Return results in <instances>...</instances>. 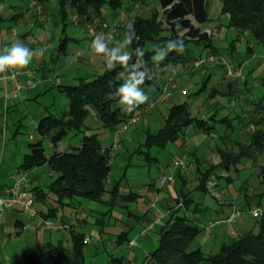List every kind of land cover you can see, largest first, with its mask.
<instances>
[{
  "label": "trees",
  "instance_id": "16d2710c",
  "mask_svg": "<svg viewBox=\"0 0 264 264\" xmlns=\"http://www.w3.org/2000/svg\"><path fill=\"white\" fill-rule=\"evenodd\" d=\"M35 1L42 6V13L47 12L51 0H26L31 9L30 2ZM211 0H159L161 7V20L157 21L156 13L150 17H137L133 23L137 35L140 37L137 43L145 49L144 60L147 61L148 71L153 75L150 68L154 65L151 60L153 55L152 46L163 44L168 39L176 38V24L179 23L184 30V40L186 52L183 55L175 52L169 53L168 57L159 64L160 68L167 65H180L192 61L190 56V44H203V47H212L211 35L200 28V25L210 21L209 2ZM221 4L220 14L227 17V28L238 31L241 34H249L253 44H264V0H218ZM81 16H86V20L103 19V9L109 8L112 12L122 9V0H57L56 17L53 20L55 26H60L65 33L68 17L70 15L69 4ZM38 18V15H36ZM14 18L17 15L13 16ZM1 19V17H0ZM85 21V20H84ZM82 25L83 19H79ZM126 30V29H125ZM123 31V33L125 32ZM27 34V33H26ZM24 35V38L26 36ZM70 40L67 36L61 38L57 51L65 52V46ZM238 37L231 41L234 46ZM135 59V57H133ZM117 68L113 71L103 72L95 77L79 78L75 85L59 86V92L66 94L68 99V110L61 115L47 114L39 119L36 132L39 137L47 134L51 135V143L55 147L54 152L47 157L42 141L39 139L29 144L31 152L24 157L19 170L30 171L34 167L45 164L57 174V177L47 186L46 189L31 187L30 194L33 196L35 204L46 203L50 196L56 206L46 211L38 210L45 218L52 219L58 206L64 205L67 200L76 198L103 203L107 205L106 214L110 213L116 206L117 198L131 201L138 194L128 192L121 194L120 182H108L112 171L110 164L111 151L103 150L102 141L98 134L88 133L89 127L86 125L87 118L92 115L99 121L101 127L114 132L119 125L134 115H138L142 106L131 114H125L121 110L117 99L110 98L121 81L117 78ZM208 79L204 81L207 82ZM203 82V83H205ZM151 80H147L142 85L145 93L151 85ZM264 86V78L261 80ZM252 105L248 113V122L254 126V131L248 135V143L237 142L236 147L223 148L219 150L220 163L208 165L203 169L198 167V184L194 190L187 188V181L181 172H177L175 178L180 180L179 194L175 199L179 208H172L163 225L159 230L158 246L143 258L142 264H264V218H253L257 230H247L240 233L237 238H229L223 242L216 253L205 254L201 248L191 249V244L202 231L197 224V216L202 211V206L197 203L192 195V191L208 193V182L219 169L240 171L238 165L244 159L255 162V157L264 151V103L260 100L250 102ZM263 112V114H262ZM258 114L257 115H255ZM213 119V117L211 118ZM226 119V118H225ZM240 121L244 120L240 116ZM207 122L201 118L193 117L185 103L174 104L168 109L163 125L156 131L146 129L145 137L130 153L142 155L143 161L147 164L157 162V158L151 155V150L164 149L169 143H175L181 132L189 126L206 125ZM263 128V129H261ZM70 132L74 135L82 134L80 144L67 152L56 151L58 143ZM258 176L264 177V164L259 166ZM223 179V177H218ZM226 183L232 180L230 177L223 179ZM264 180V179H263ZM247 179L243 180V185ZM264 184V182H263ZM262 185V182H260ZM263 193L257 195L262 196ZM104 196H109L104 200ZM244 204L241 210H247L249 198L243 195ZM256 196V195H255ZM256 200H260L256 197ZM259 203V204H258ZM257 205L261 206L258 202ZM234 207V206H233ZM225 217V216H224ZM223 218V217H222ZM21 222H16V227H20ZM16 234H21L19 231ZM71 246L66 247L64 242L56 244L46 243L43 246L26 249L14 257L15 263L25 264H84L86 244L85 235L72 230ZM125 233L118 237L119 243L127 242ZM108 264H125V259L121 256L109 255Z\"/></svg>",
  "mask_w": 264,
  "mask_h": 264
},
{
  "label": "crops",
  "instance_id": "0c3cea01",
  "mask_svg": "<svg viewBox=\"0 0 264 264\" xmlns=\"http://www.w3.org/2000/svg\"><path fill=\"white\" fill-rule=\"evenodd\" d=\"M16 1H19V3H13V5L10 6L9 4H6L4 0H0V17H1L0 19V50H2L6 45H10L16 39H19L33 49L37 47H43L46 53L47 51L46 48L51 49L53 45L54 36H52L51 29H48V26L47 24H45V22L41 24L42 20H39L37 18L33 8L30 9L28 7L26 0L25 1L16 0ZM2 4L10 7L9 11H6L5 13H3V15H2ZM212 4H213L212 2H209L210 16L212 14V17H210V21L206 24L200 25V28L203 31H207L208 29L212 31L213 33L212 34L213 38H211L212 47H206L205 49H200L198 47L199 53L198 55H193V56L191 55V57L193 58L192 61L187 62L186 64L174 65L173 68H172V65L171 66L168 65L170 67H167V68L166 67L160 68L159 65L154 64L150 68V70L153 72V79H151L152 84L149 85V87L147 88L148 89L147 93H146L147 95H149L150 98H153L163 88V86L166 83V79L170 76H173V74L175 75L173 77H179L181 80L180 75L183 73L182 71H184L182 69H186V66H188V69L191 71L190 73L188 72L189 73V76H187L188 78L193 77L192 73L194 71H198V74L205 77V79H208L207 83L209 82L208 84L211 85V91L208 93V95H206L205 100L202 101V103L200 102L199 106H198V103H199L198 101L196 102L194 101L192 103V107L194 106L201 107L205 105L206 101H208L209 114L208 115L201 114L200 117H198V118H201L203 121L207 122L206 125L189 126L186 129H184L180 135V138H182L181 140L182 142L179 145H177L178 146L177 152L169 160V164H170L173 158L179 157L183 159L185 158L186 160L194 164V167L190 172H187V173L181 172L182 176L186 179V181H187V177L189 173H191L192 171L196 173L197 178H198L197 170L199 166L201 169H203L204 167H207L208 165H217L218 163H220L221 161L220 155H219L220 149H223L225 147L234 149L236 147V143L239 141L235 140L236 138L234 137L241 135L240 133L241 123L240 122H242V120L240 121L239 119L241 116V110H243V107L245 106V104L246 105L251 104L249 103L250 101H248V99L246 98V95L258 84H261V80L262 78H264V76L260 77V74L264 73V54L262 53L260 56L257 57L253 43L250 44L248 41L244 40L240 34L238 33L236 34V36L238 37L239 43H242L246 46V49H245L246 57L244 59L243 58L241 59L240 57L239 58L235 57L236 53L243 52L244 48L241 47L238 49L236 46H234V49H232L231 44H230L231 42H229V47L222 44L223 42H227L226 41L227 33L229 31H232V29L227 28L228 21L220 19L221 14H220L219 4H217V7L219 9L218 10L219 16L217 17L216 15L215 16L213 15L215 13L214 11L215 6H211ZM116 14L117 12H112V16L110 19L114 20L116 17ZM14 15L15 16L17 15V17L14 18L13 17ZM104 20L106 21L105 18ZM49 22H50L49 18H47L46 23H49ZM14 28L17 30L16 36L12 34V30ZM26 33L32 35L35 38L36 44L29 45L25 41L24 35ZM61 33H62L61 38H63L64 36H67L68 38H70V40L67 42L65 46V52L67 53L68 44L78 43L80 39L72 37V36H68L62 31ZM61 38L59 40H61ZM88 49H89V45L86 44V46H84L82 49L75 51L73 55L69 56L66 53L64 54V53L58 52L56 48V59L58 61L55 64V66H48L46 64V61L44 59L45 54L43 57L36 58V61H34L35 63H33L32 66H29L28 68H31L32 70H34L36 73V76L40 79V82L37 84V86L40 83L44 84V86L42 85L43 86L42 90L39 91L41 92L40 94H32V92H30L32 89L25 88L22 90L21 94L17 98H12L11 86L9 84L0 85V195H5L8 193L13 183L11 176L15 172L19 171V167L22 165L24 157L31 152V148L28 145L29 152L25 153L21 157V159L18 160L19 162L17 163V165L15 167L13 166L14 169L12 166H11L12 168H8L9 166H7V169L5 171H2V165L4 162H5V165L6 164L8 165L9 162L13 163L14 160H16V156L13 155V153H11L10 155L6 153L5 149L7 148V143L2 142V138H3L2 136L4 134L5 136L7 135L8 130L13 124L16 125L17 128L22 126L21 125L22 117H20L22 115L25 116L26 114H28L27 115L29 119L27 121L28 127H32L34 120H36V122L34 123L35 124L34 127L36 129L39 119L46 116L47 114H54L53 112L50 111L48 107L43 106L38 101L39 98H41L40 96L46 93L47 91H49V89L52 90L54 88L59 92V86L67 85V84L56 83L54 80H57L59 82L61 79H65L66 77L65 75H67L69 71H77V70L79 71V69H82V68L83 70H85L84 74L86 75L77 77L76 79L77 81L79 78L89 77L87 75L88 69L91 71L102 70L103 72L105 68L103 59L95 55L85 54ZM79 53H81L82 55L79 56L78 55ZM214 53L218 54L219 55L218 57L222 58L224 62H226V58H227L228 64H230L233 68L242 66L245 72L246 80L244 82L229 80L226 77L227 67L224 64L220 65L221 67L220 66L213 67V65L209 67L207 66L201 67L200 64L194 67V64L197 61H199L200 58L205 59L206 57H209L210 55H213ZM96 62H98L99 64L98 67L95 66ZM210 71H214L215 74L211 75ZM183 79L184 78H182L181 81H183ZM255 81H259V83L255 84ZM185 86H186L185 84L182 85V87L179 90V94L181 96H185V94L187 93L186 92L187 90L182 89ZM178 87L179 86L177 82L175 81L174 84L170 87L171 93H170L169 98L172 95L178 94L177 93ZM186 87L189 89L188 86ZM195 95L198 97L199 96L198 92H195ZM223 99L227 100L226 103ZM237 99L240 100L241 102L239 103V105L237 103ZM258 100H260L261 103H263L264 101L262 100H264V96H262ZM235 103H237V105H235ZM32 106H33L32 111H29V109ZM237 106L239 108V111L236 110ZM158 112L159 111H157V113ZM93 114L94 113H92V115ZM212 117L213 119H211ZM92 122L97 124L98 128L96 127L92 129L89 127L90 125L89 124L87 125L90 129L89 131H91L92 133L98 134V137H99V133L104 136L106 133L102 129L101 125L99 127L98 124L100 123L95 118L94 115H93ZM223 125H224V128H222L221 132L218 133L216 131V127L223 126ZM145 131L146 130L143 131V140L145 137ZM151 131H156V130H151ZM110 133H111L110 134L111 136L109 135V137H107L108 140L110 139L108 143H104V141H102L99 137V139L102 141L103 147L110 146L114 142L115 139L119 143V148L116 151H112L111 153L110 164L112 165V171L108 178V182L109 183L120 182L121 194H127L128 192H133V193L138 194V196L135 199H131V201L122 200L121 198H123V196L118 197L116 206H114L112 211L108 214H106L108 207L107 205L103 203L101 204H103L106 207L104 211H94L92 208L83 207L81 203L82 201L80 200L81 198H76L70 201L67 200L64 202V205L57 207L58 209L56 211V214L52 219L57 223L70 224L73 230L77 232H81L79 231V229L81 228H84V227L87 228L89 226L91 227L90 233H83V232L81 233L91 238L87 244L91 243L92 239H95V241L98 243L96 251L93 255V259L97 260L96 264H108L109 255H114L113 254L114 252L115 253L120 252V255H114V256L123 257L125 259V264H142L143 258L147 256L151 251H153L158 246L159 230L161 226L163 225L164 220L167 218V217L163 218L160 224L155 226L153 230L145 234H140L144 225L147 222H149L154 215V208L151 207V204L156 203V206L158 208L168 211V208L170 207V205L168 207V204L172 201H175V199L180 196L179 190H178L180 187V180L178 177H176L173 184H165V185L158 184V186H156V183H157L156 180L158 179L160 173L166 170L169 164L166 167L158 166L159 171L155 175V179L153 182L148 183L146 186L145 185L139 186L138 187L139 190L137 192L132 190L131 188H134L136 186L134 185L132 187L130 185L128 186L127 181L134 180L135 178H132V177L130 179L126 178V168L130 166L131 164L130 160L132 158L130 157V153L132 152L130 151V149L132 150V146H130L131 145L130 142L136 137L140 139L142 135L140 134L141 136L139 135L136 137H131V135L127 134L129 132H124L120 134L117 138H115L114 132H110ZM44 139L49 140V142L51 143L50 134L40 137L41 141H43ZM214 139H218V142H213ZM29 140L35 142L34 138H31V136ZM229 140L232 141L233 147L229 143L230 142ZM62 145L63 143H61L60 141L57 145L56 151L67 152L77 147L70 143L63 145V146ZM42 147H43V142H42ZM214 147H215V151L217 152L218 160L211 159L212 153L214 151L213 150ZM201 149L203 150L199 151ZM53 150H55V147H53ZM125 150L126 152H124ZM44 152H45V149H44ZM45 154L47 157L51 155V154H47L46 152ZM119 155H121L120 157L124 159L123 160L124 164L126 161H127V164L121 167L123 171L121 172V175L115 179V174L113 172L115 163L113 161L117 157H119ZM207 155L211 157H208ZM244 160H247V159H244ZM244 160L242 162H244ZM158 162H159V159L157 158L156 164H158ZM242 162L241 164L237 166L239 169H240V166L243 165ZM45 167L47 169L46 171L48 172L49 176H52L54 171L47 164L43 166H39V167H34L30 171H26L27 177L30 179L31 187H38L40 189H46L47 186L54 180L53 179L47 186H44L43 183H41V178H42L41 175L44 173ZM220 175L222 176L221 173L216 174L217 177H221ZM212 178H215V177L212 176ZM219 180L221 181V179ZM197 184H198V179H196L192 185H190L187 181V188L190 185L191 188H188V189L194 190ZM125 190H128V192L123 193ZM194 192L196 191H192V195ZM108 198L109 196H107L106 199L104 198V200H108ZM51 199L52 198L49 196L48 199L45 200L46 203L44 204L37 202L35 204L36 207H38L37 209L46 211L47 209L55 207L56 204L53 199H52V202H54V204H50ZM196 202L199 203L198 201ZM204 208H206V210L203 212V214H206V211L208 210L211 211L210 212L211 214L213 213L219 214L217 216H212L209 219L222 218L226 216L229 212L227 210L225 211L226 207L221 206L220 202H218L217 204H214L209 201L208 205H206ZM18 214L20 215L24 214V216H19ZM25 214H26L25 212H22L20 210H11L7 212L6 214L8 215L7 217L11 218L13 222V229L9 234L13 233L19 236L25 233L19 229L20 227H16V222H21L22 224L26 221L27 215ZM197 219L199 220L200 218L197 217ZM246 219L247 218H243L242 220L237 222L233 226V228L239 231L240 233L247 231V230H253V228H249V224ZM207 220L208 218L206 219V221ZM0 224H1L0 226V230H1L2 221L0 222ZM228 230H229V226L224 225L218 228L212 237H207L206 235H204L201 240L195 239L196 242L194 243L191 249H196L198 247L202 249V247L206 245L208 241H211L214 239H219V238H222V240L229 239L230 237L228 235ZM18 231H21V234H16L18 233ZM46 233H49V234L53 233L54 238L50 236L48 241L46 242L43 241L41 237L39 238V235L41 236L42 234H46ZM124 233L126 234L125 237L127 238V242L121 244L118 242L117 239L121 234H124ZM29 234L32 235V238L34 240L36 247L43 246L46 243L56 244L60 241L64 243L68 241L71 242L70 233L53 232V231H47V230L41 229L36 232H29ZM131 241H133L132 244L129 243ZM100 247L102 250H99ZM15 256H13L12 260L8 262L7 264H14L13 260ZM85 257H86V254H85ZM22 264H25V263H22ZM84 264H87L86 259H85ZM89 264H93V263H89Z\"/></svg>",
  "mask_w": 264,
  "mask_h": 264
},
{
  "label": "rangeland",
  "instance_id": "374dc122",
  "mask_svg": "<svg viewBox=\"0 0 264 264\" xmlns=\"http://www.w3.org/2000/svg\"><path fill=\"white\" fill-rule=\"evenodd\" d=\"M4 1L6 4H9L10 6L13 5V3H19V1H16V0H4ZM22 1H25V0H22ZM122 1H123L122 9L117 11V14H116V17L114 20L110 19L112 16V11L107 7H105L103 9V17L106 19L105 23L107 24L106 27H101L102 25L100 26L97 24V22H98L97 20H100L98 18H95V19L93 18V19L87 21L85 15L81 16L77 12H74V8L70 3L68 7H69L71 13L68 17V21H67L68 25L66 27L65 34L68 36L78 38V39H80V41H78V43H71V44L69 43L66 54L69 56L73 55L75 53V51L82 49L84 46H86V44L90 45L91 39L88 38L87 33L85 31L86 25H92L93 29H95V30L98 29L104 33H112L116 38H122L123 37V31L125 30L126 24L129 21L133 22L137 17H140V16L141 17H150V16L154 15V13H156L157 21L161 20V7H160L159 0H122ZM210 2L213 3L211 6H215L214 7L215 13L213 15L214 16L216 15L218 17L219 16L218 15L219 9L217 7V4H219L220 8H221L220 2L218 0H211ZM56 4H57V0H51L50 1L48 10H47V12H45L43 14V20L41 21V24H43V22H45V24H47L48 29H51L52 36H54L53 45H52L51 49L46 48L47 51H46L45 57H44L46 64L48 66H55V64L58 61L56 59V48L58 47V45L60 43L59 39L62 37L61 27L60 26L56 27L53 24V20L58 19L56 17L57 15H56V11H55ZM9 9H10V7L2 4V15L6 11H9ZM211 9H212V7H211ZM121 12L126 13V17L122 21H120V16H119ZM74 16H76L78 19V24H76V25L74 24V21L72 20ZM210 17H212V14ZM47 18H49V21H50L49 23H46ZM80 18L83 19L82 25L79 22ZM220 19L227 21V17L224 15L223 16L220 15ZM207 31H209L211 38H213L212 31L209 29ZM237 33H238V31H236V30L229 31L227 33V38H226L227 42H223L222 44L229 47V42H231L233 39L237 38V36H236ZM241 37L244 40L248 41L250 44L252 43V37L249 34H247V33L241 34ZM32 45H34V44H32ZM235 46L238 49L241 47L244 48L243 52H238V53H236V56H235L236 58L240 57L241 59L242 58L244 59L246 57L245 56L246 55V53H245L246 46L242 43H239V41H236ZM198 47L200 49L206 48V47H203V44L194 45L191 43L190 44V56L191 55L192 56L198 55V53H199ZM254 49H255L257 57L260 56L262 53L264 54V44H262V43L261 44H254ZM79 54H80L79 56L82 55L81 53H79ZM218 56H219L218 54H215V53L213 54V57L215 58L214 61H209L207 59V57L205 59L200 58V60H203L200 63V66L201 67L202 66L209 67V66L213 65V67L214 66L219 67L222 64L226 65V67H228V65L231 66L230 64H228L227 58H226V62H224V60L222 58H219ZM57 57H58V55H57ZM37 58H40V57H37ZM34 61H36V58L33 60V62L29 66H32V64L35 63ZM94 61H95V59H94ZM95 66L96 67L99 66L98 62L95 63ZM173 66L174 65H172V68H173ZM192 69H194V68H192ZM172 70H174V69H172ZM182 70H184V71H182L183 73L180 76H181V80H182V78H184L183 81H181L179 77H174L175 81L177 82V84L179 86L178 92H177L178 94L172 95L167 100L160 102L152 111H150L148 114H145L144 116H142L135 126H133L129 131H127V132H129L127 134L131 135V137H136V136H139L140 134L142 135V137H140V139L138 137H136L135 139H133L130 142V144H131L130 146H132V150L130 149V151H133V149L140 143V141H143V131L144 130H146V129L157 130L163 125V122H164V119L167 115L168 109L171 106H173L174 104H179V103L185 102L189 106L191 114L193 117H200L201 114H205V115L209 114L208 101L205 102V105H203L201 107H198V106H199L200 102L202 103V101L205 100L206 95H208V93L211 91V85L208 84L209 82L207 83L204 81L205 77L198 74V71H194L192 73L193 77L188 78L187 76H189V73L191 72L188 69V66H186V69H182ZM234 70H239L240 74H242V75L241 76L239 75L240 77L234 76V77H231L228 79L231 81L244 82L246 80V76H245V72H244V69L242 68V66L234 68ZM89 71H91V70H89V69L87 70V72H88L87 75L90 77V79L102 72V70H96V71L93 70L91 72H89ZM84 72H85V70H83V68L79 69V71L78 70L77 71H69L67 73V75H65L63 73L66 76V77L64 76L65 79H61L59 82L57 80H54V81L56 83H61V84L75 85V84H77V80H76L77 77L86 75V74H84ZM210 74L214 75L215 72L210 71ZM173 76H175V75L173 74ZM263 76H264V73L260 74V77H263ZM74 77H75V79H74ZM203 82H205V83H203ZM257 83H259V81H255V84H257ZM184 84L186 86H188L189 89L186 86L184 88H182V89L187 90L186 91L187 93L185 94V96H181L179 94V90L182 87V85H184ZM42 85L44 86V84L40 83L35 89H32L30 92H32V94H40L41 92H39V91L42 90V88H43ZM199 90H201V91H199ZM195 92H198V95H199L198 97L195 95ZM240 94H242V93H240ZM262 96H264V86L261 84H258L249 93H247L246 98L248 99V101L253 102V101H257ZM40 97L41 98H39V100H38L39 103H41L43 106L48 107L51 112H53L54 114H56L58 116L63 114L64 112H66L68 110V99H67L66 94L60 93L54 88L52 90L49 89V91L42 94ZM223 100L226 103L227 100L226 99H223ZM194 101L199 102L197 107H195V106L192 107V103ZM262 101H264V100H262ZM237 103L239 105V103H241L240 100L237 99ZM237 103H235V105H237ZM251 106L252 105H250V104H247V105L245 104V106L243 107V110H241V116L244 118V120H242V122H240L241 123L240 131L241 132L240 131L239 132L241 133V135L234 137V138H236L235 140H237L241 143H248V135L254 131V126L247 121L248 120V113L251 110ZM32 108H33V106L29 109V111H32ZM236 110L239 111L238 106L236 107ZM157 111H159V112L157 113ZM258 114L255 113V115H257V116H258ZM262 114H263V112H262ZM27 115L28 114H26L25 116L24 115L20 116V117H22L21 118V125L22 126L17 128L16 125L13 124V125H11L10 129L8 130L7 135L5 136V134H4L2 136L3 137L2 142L7 143V148L5 149L6 153H8L9 155L11 153H13V155L16 156V160H14L13 163L9 162L8 165L7 164L5 165V162L3 163L2 171H5L7 169V166H9L8 168H12L13 166L15 167L17 165V163L19 162L18 160H20L21 157L25 153L29 152L28 145L33 142V141L29 140L30 136L32 138H34V141H37L40 139V137L38 136L36 129L34 127V125H35L34 123L36 122V120H34L32 127H28L27 121L29 119H28ZM92 121H93V115H90L87 118L85 123H86V125L90 124L89 127L94 129L97 127V124L93 123ZM232 123H233V121H232ZM98 125L100 127V124H98ZM222 128H224V125L223 126H217L216 131L218 133H220ZM263 128H261V129H263ZM102 129L105 131L106 134L103 136L102 134L99 133V137L102 141H104V143H108L110 141V139L108 140L107 137H109V135L111 133L109 130L105 129L104 127H102ZM90 132L91 131H89L88 133H90ZM81 137H82V134L74 135L72 132H70L66 137H64L61 140V143H63V145L70 143L72 145L78 146L80 143ZM181 140H182V138L178 139L175 143H169L164 149H161V150L153 149V150H151V152H150L151 155L155 156L159 159L158 164L152 163V164L148 165L147 163H145L143 161L142 155H134L130 160V162H131L130 166L126 168V178L130 179L132 177L135 179L131 180V181H127L128 186L129 185L131 187L133 185L136 186V187L131 188V189L134 190L135 192H137L139 190V188H138L139 186H142V185L146 186L148 183L153 182L155 179V175L159 171L158 166L166 167L169 164V160L177 152V150H178L177 145H179L182 142ZM229 141H230L229 143L233 147L232 141L231 140H229ZM42 142H43V147L45 149V152L47 154H52L54 151L52 143H50L49 140H46V139H44ZM213 142H218V139H214ZM202 150L203 149H201L199 151H202ZM213 150L214 151L212 153V157L208 156V155L207 156L211 157V159L218 160V156H217V152L215 151V147ZM124 152H126V150ZM127 152H128V150H127ZM209 155H210V153H209ZM120 156L121 155H119V157H117L113 161L115 163V167L113 168V172L115 174V179L121 175V172L123 171V169H121V167H123L125 164H127V161L124 164V162H123L124 159ZM242 163H243V165L240 166L241 170L239 172L234 171V169L232 167H230L229 170L221 169V170L216 171V174L217 173L222 174V176L221 175L220 176L223 177V179L226 178L227 176L230 177L232 180L230 183H226L223 179H221V181H220L219 178L215 174L214 175L215 178H211V180L208 182V187H207L208 193H206V194H203L201 192H194L193 193V197L195 198V200L200 203V207L201 206L203 207V210L195 215V216L200 218L199 220L197 219L198 220L197 224L200 227L203 223H205L207 218L209 219L212 216L219 215V214H214V213L211 214L210 210L206 211V214H203V212L206 210V208H204V207L206 205H208L209 201L211 203H214V204H217L218 202H220L221 206L226 207L225 211L226 210L230 211L233 208V206H235L236 208H241L242 204H244V202H242V201H243V197H244L243 195L245 194L246 197L249 198L250 208H252L254 206H258L257 205L258 202H260L261 205H264V184H263L264 177L261 179V177L258 176L259 166L264 164V151H263V153H260V154L257 153L254 163H252L251 160H244V162H242ZM14 167H13V169H14ZM46 170L47 169L45 167V171L41 175L42 176L41 183H43L44 186H47L53 179H55L57 177V174L55 172L53 173L52 176H49V174ZM192 172L189 173V175L187 177V181L190 185H192L193 182L197 179L196 173L195 172L192 173ZM244 179L245 180L247 179V183L244 185V188L242 189L241 186L243 185L242 183H243ZM215 182H217V183H215ZM260 182H262V185H260ZM190 185L188 186V188H191ZM156 186H158V183H156ZM126 192H128V190H125L123 193H126ZM261 193H263L262 196H257ZM256 197H259L260 200H256ZM104 198L106 199L107 196H105ZM80 200L82 201L81 203H82L83 207L92 208L94 211H104L106 209V207L101 203L89 201L86 199H80ZM227 202H229V203H227ZM50 204H54V202H52V199L50 200ZM169 205H170V207H169ZM175 206H176L175 201L170 202L168 204V207H169L168 211L170 212L172 210V208H174ZM35 207H36V205H35ZM36 208H38V207H36ZM64 212H65V210H64ZM6 214H7V212L4 214V216L0 220V222L2 221V228L0 230V264H7L8 262H10L12 260L13 256L20 254L21 252H23L26 249L36 248L34 240L32 238V235H30L29 232H25L19 236L15 235L13 233L9 234L13 229V222H12V219L8 218L7 217L8 215H6ZM18 215L24 216V214H21V215L18 214ZM243 218H247L246 220L249 224V228H253L254 231L257 230L255 220L250 215H245V216H243ZM0 226H1V224H0ZM90 230H91L90 226L87 228L84 227V228L79 229V231H81L83 233H90ZM153 234H155V233H153ZM50 236L52 238H54L53 233H51V234L46 233V234H42L41 236L39 235V238L41 237L42 240L46 242V241H48ZM203 236H204V234L201 231L200 234L197 236L196 240H201L203 238ZM207 237H210V236H207ZM196 240L191 244V248L194 245V243L196 242ZM227 240L228 239L222 240V238H219V239H214V240L208 241L207 244L202 247V250L205 254L216 253L218 251L220 245L223 242H226ZM70 243L71 242L68 241V242H65L64 245L66 247H70V245H71ZM97 244L98 243L95 241V239H92V242L87 244L86 253H85L86 254L85 259H86L87 264H89V263L96 264L97 260L93 259V255L96 251ZM99 250H102L101 247ZM113 254L114 255H120V252H117V253L114 252ZM13 263L16 264L14 261H13ZM19 264H22V263H19Z\"/></svg>",
  "mask_w": 264,
  "mask_h": 264
},
{
  "label": "built area",
  "instance_id": "2783aa9c",
  "mask_svg": "<svg viewBox=\"0 0 264 264\" xmlns=\"http://www.w3.org/2000/svg\"><path fill=\"white\" fill-rule=\"evenodd\" d=\"M30 6L33 8L36 15H38L39 20H43L42 6L37 4L35 1L30 2ZM120 21L124 20L126 17V13H120ZM74 24H78V19L76 16L72 19ZM98 25H102L101 27H106L105 20H97ZM88 38L91 40L94 37L95 33L102 32L98 29H93L92 25H86L85 29ZM208 34L209 31H206ZM12 34L14 36L17 35V30L14 28L12 30ZM25 41L29 44H35V38L26 34ZM80 55V54H78ZM209 61H214L215 58L213 55L207 57ZM203 60L197 61L194 66L200 64ZM239 70H234L233 67L228 66L226 69V77L231 78L234 76H240ZM40 82V79L36 76V73L31 68H27L23 71L17 73L16 78L13 79H3L0 78V85L9 84L12 88L11 96L12 98H17L23 89H34L37 84ZM175 78L170 76L166 79V83L163 88L158 92V94L150 98L149 102L142 106L141 111L138 115H134L122 122L119 127L114 131V136L117 138L120 134L129 131L133 126H135L139 119L152 111L160 102L167 100L170 96V87L174 84ZM32 138V137H31ZM119 148V143L114 140V142L110 146H104L103 150L107 151H116ZM194 167V164L186 159L175 157L170 162L168 168L162 171L157 179V183L159 185L165 184H173L175 181V175L177 172H190ZM13 183L5 195H0V220L3 215L11 210H20L25 212L27 215V219L20 226V230L22 232H36L38 230H47L53 232H61V233H71L73 228L68 223H57L53 219L45 218L42 216L38 209L35 207V201L33 196L30 194V179L27 177L26 171L19 170L15 172L11 176ZM151 207L154 208V215L152 219L147 222L140 234H145L155 228L158 224H160L163 218H166L169 211L162 210L156 206V203H152ZM181 207V204L175 206V208ZM250 215L252 218H264V205L254 206L247 210H241L236 208L235 206L228 212V214L223 218H213L208 219L201 225V229L204 235L212 237L215 231L221 226H229L228 235L230 238H237L240 235V232L233 228V226L243 219V216ZM89 236L84 237V242L88 243L90 241ZM130 244L133 241L129 242Z\"/></svg>",
  "mask_w": 264,
  "mask_h": 264
},
{
  "label": "clouds",
  "instance_id": "9594fccd",
  "mask_svg": "<svg viewBox=\"0 0 264 264\" xmlns=\"http://www.w3.org/2000/svg\"><path fill=\"white\" fill-rule=\"evenodd\" d=\"M125 29L122 38H116L112 33H95L85 54L101 57L107 71L121 69L117 72L121 83L110 94V98L117 99L123 113L131 114L139 106L149 102L150 97L142 85L153 79V75L148 71L147 61L144 60L145 49L138 43L135 48L132 47L140 39L134 23L129 21ZM176 30V38L152 46L151 60L154 64H161L171 52L180 55L186 52L184 30L179 23L176 24ZM44 54L43 47L33 49L16 39L0 50V78L14 80L18 72L27 69L35 58L43 57Z\"/></svg>",
  "mask_w": 264,
  "mask_h": 264
}]
</instances>
